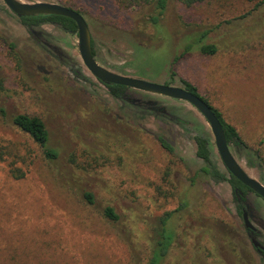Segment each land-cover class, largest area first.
Returning <instances> with one entry per match:
<instances>
[{
    "label": "rangeland",
    "instance_id": "obj_1",
    "mask_svg": "<svg viewBox=\"0 0 264 264\" xmlns=\"http://www.w3.org/2000/svg\"><path fill=\"white\" fill-rule=\"evenodd\" d=\"M19 1L78 12L96 62L116 74L195 86L242 141L259 150L264 169V3L215 0L186 7L170 0L153 27L149 9L121 8L115 0ZM40 29L46 49L0 0V107L6 113L0 149L7 153L0 163V264H147L166 213L174 241L162 264H264L234 210L230 187L196 174L201 162L190 134L168 120L179 117L211 136L202 116L185 102L130 89L125 103L114 99L82 66L76 34ZM204 32L203 43L216 48L212 56L198 51ZM72 60L89 80L73 76ZM141 102L143 112L134 108ZM19 114L44 122L57 160L46 162L12 127L11 117ZM231 152L264 185L256 161ZM213 154L224 169L215 147ZM12 168L24 177L13 178ZM248 201L254 239L264 249V201L254 194ZM107 207L117 221L104 216Z\"/></svg>",
    "mask_w": 264,
    "mask_h": 264
},
{
    "label": "trees",
    "instance_id": "obj_2",
    "mask_svg": "<svg viewBox=\"0 0 264 264\" xmlns=\"http://www.w3.org/2000/svg\"><path fill=\"white\" fill-rule=\"evenodd\" d=\"M170 0H115L116 4L121 8H133V7H145L151 11L148 16L149 21L153 27H157L160 19L164 15L167 5ZM183 4L186 7H191L197 4H202L205 2L215 1V0H176ZM248 2H257L258 5L264 3V0H245ZM257 5V6H258ZM19 23L21 26L25 28V30L32 36L33 40L43 49H46V41H45V33L40 29L44 25H51L64 33L74 35L77 33L76 25L70 19L60 17V16H35V17H24L19 19ZM206 32L200 34L199 38L196 40V45L198 47V51L203 55L212 56L216 53V48L213 45L204 44L203 41L205 39ZM9 50L12 55L16 58V63L19 65V60L17 59V55L14 52L15 45L13 43H9ZM91 49L92 55L94 59L96 58V54L94 51L93 40L91 39ZM190 50V46L186 48V51ZM20 68V65H19ZM70 70L73 76L77 80H89L85 74L83 73L82 67L76 62H70ZM181 88L185 91L199 97L204 101L214 113L216 118L218 119L225 138L226 142L230 148V150L234 151L235 154L239 158H247L254 159L256 162V167L258 169H262L263 165L261 163L259 157L258 149L249 148L239 136L235 127L226 122L223 118L222 113L212 107L210 103L198 94V91L195 86L192 84L181 80L180 81ZM103 85V84H102ZM109 92V94L116 100L125 103L128 100V91L129 89L119 86V85H103ZM142 102L136 104L134 108L138 109L139 112L142 111ZM0 117L5 119L6 113L2 107H0ZM11 125L15 127L20 132L27 135L40 149L43 159L46 162H54L58 158V151L49 146V133L46 129L44 122L38 117H30L27 115H14L11 117ZM172 123L180 125L185 131L190 134L192 141L195 144L196 148V158L201 162V167L199 168L197 175H201L213 183H227L231 190V202L233 204L234 210L236 214L241 217L242 210L248 209L249 201L248 196L252 194L249 189L243 186L240 182H238L235 178H233L225 169H221L217 160L213 154V143L211 136L204 131H199L193 129L188 121H184L179 117H168ZM159 144L163 149H165L168 153H172L173 148L171 144L163 137L159 136L157 138ZM5 153L2 149H0V163L5 162ZM264 172V169H262ZM10 174L15 179H22L24 174L20 169L12 168L10 169ZM84 198L88 202V204H92L93 198L90 193H85ZM182 206H186L183 204ZM104 216L110 221H117L118 216L114 212L111 207H107L103 211ZM171 213H166L160 219V232L158 234V240L155 243V247L151 253L150 259L147 264H162L163 260L166 258L169 248L174 241V234L172 231L166 229V225L168 220L170 219ZM248 235H255L252 232L246 230ZM223 239H225L223 237ZM233 250V249H232ZM262 259L264 260V250L258 251Z\"/></svg>",
    "mask_w": 264,
    "mask_h": 264
},
{
    "label": "water",
    "instance_id": "obj_3",
    "mask_svg": "<svg viewBox=\"0 0 264 264\" xmlns=\"http://www.w3.org/2000/svg\"><path fill=\"white\" fill-rule=\"evenodd\" d=\"M4 6L18 19L35 16H60L73 21L77 30V49L82 66L99 83L103 85H119L130 90L151 95L167 97L175 101H182L193 107L207 123L213 138L215 151L223 168L238 182L249 189L250 192L264 201V185L258 180L248 176L233 156L223 132V129L211 111L210 107L199 97L185 91L182 88L171 85H157L140 79L116 74L100 66L92 55L91 35L85 19L76 11L65 6L49 2H21L19 0H2ZM151 111L156 108L149 107ZM242 222L244 228L252 232L256 228L250 222L248 213L243 211ZM254 247L259 244L252 240Z\"/></svg>",
    "mask_w": 264,
    "mask_h": 264
},
{
    "label": "flooded vegetation",
    "instance_id": "obj_4",
    "mask_svg": "<svg viewBox=\"0 0 264 264\" xmlns=\"http://www.w3.org/2000/svg\"><path fill=\"white\" fill-rule=\"evenodd\" d=\"M252 193V192H251ZM253 194V193H252ZM255 195V194H254ZM256 196V195H255ZM259 198V197H258ZM262 200V199H261ZM263 201V200H262ZM243 211H246L247 213H248V209H246V210H242V213H243ZM248 217H249V215H248ZM250 219V218H249ZM241 220H242V214H241ZM251 222V221H250ZM243 223V222H242ZM253 225V224H252ZM244 226V225H243ZM245 230H247V229H245ZM248 231H250V230H248ZM250 232H252V231H250ZM253 234H255V235H248L249 237H250V241H251V245H252V247L254 248V250L258 253V251H260V250H264L260 245H259V247L258 248H256V247H254V245H253V243H252V240H255L254 238L256 237V235H257V230L255 231V232H252ZM248 234V233H247ZM256 241V240H255ZM257 242V241H256ZM258 243V242H257ZM259 244V243H258ZM258 255H260L259 253H258Z\"/></svg>",
    "mask_w": 264,
    "mask_h": 264
}]
</instances>
